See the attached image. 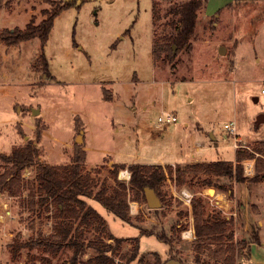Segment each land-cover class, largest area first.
<instances>
[{"label": "rangeland", "instance_id": "1", "mask_svg": "<svg viewBox=\"0 0 264 264\" xmlns=\"http://www.w3.org/2000/svg\"><path fill=\"white\" fill-rule=\"evenodd\" d=\"M173 2L85 0L64 9L55 18L45 46L50 74L39 68L38 38L13 45L0 41V172L4 171L1 154L36 140L39 118L40 163L69 164L76 144H86L84 172L94 176L95 191L104 181L115 183L111 173L114 162H179L172 164L175 168L194 158L234 161L236 149L254 148L264 141V122L256 124L258 115L264 113V0H208L206 8L198 12L191 45L173 62H156L155 31L166 20ZM154 4L162 16L159 22L154 19ZM50 8L52 4L45 0H3L0 30L24 28L30 21L39 23ZM221 46H225L222 53ZM104 87L112 92L111 100L104 97ZM38 108L40 111L33 113ZM163 112L176 114L178 120L159 122ZM77 117L85 132L78 129ZM230 122L236 123L237 140L225 128ZM79 134L82 139L76 141ZM122 171L131 176L128 169H122L117 178L128 183L130 178L121 177ZM35 173L36 165L30 166L23 171L19 190L0 193V264H66L73 256L71 247L57 254L29 247L12 252L17 238L25 241L40 234L48 236L56 222L52 199L42 206L36 195L33 208L28 206L26 183ZM244 174L248 178L256 174L255 159L244 161ZM189 180L179 186L168 175L161 187L164 201L157 209L134 200L131 194V223L85 197L108 225L104 233L88 228L86 239L107 236L108 231L117 237H138L146 261L154 263L152 253L157 252L165 264H196L191 203L194 197H202L208 213L220 212L232 219L228 233L233 236L229 239H250L254 227L259 230L261 243L252 248L250 264H264V178L238 182L200 174L189 176ZM141 227L164 230L172 236L173 244L156 234H143ZM217 243L206 239L207 248L214 249ZM124 246L130 245L125 242ZM202 254L203 260L215 264L206 256L207 249ZM241 254L236 263L247 261V249ZM94 255L88 249L82 258L86 261ZM131 264L144 262L136 259Z\"/></svg>", "mask_w": 264, "mask_h": 264}, {"label": "trees", "instance_id": "2", "mask_svg": "<svg viewBox=\"0 0 264 264\" xmlns=\"http://www.w3.org/2000/svg\"><path fill=\"white\" fill-rule=\"evenodd\" d=\"M2 1L0 0V7H2ZM45 1L51 3L52 8L44 11L46 15L44 19L39 23L30 21L24 28L18 26L13 29L3 28L0 30V41L6 45H13L38 38L41 45L37 54V62L40 69L50 74L45 46L54 26L55 18L64 9L85 0H67L58 4L53 0ZM207 3L208 0H174L172 6L165 13L166 20L161 22L159 25L161 28L155 31L153 54L156 62L160 60L173 62L182 49L191 45L192 38L196 34L198 12L205 8ZM156 5H153V14L155 22H159L162 16ZM104 97L109 100L113 98L112 92L105 87ZM39 119L37 123L38 126H41ZM76 121L80 122L78 129L81 130V119L77 117ZM38 126L36 127V140L30 139L24 146L16 147L10 153L1 154L4 171L0 172V193L4 191L15 193L16 189L19 190L23 171L36 165L34 179L26 183L30 196L27 201L28 206L33 208L34 200L32 198L36 195L40 197L42 206L47 203L49 198L52 199L57 208L54 216L56 222L52 233L48 236L43 237L40 234L38 237H30L25 241L17 238L12 244L13 254H17L22 247L39 248L51 254L59 253L64 247H71L73 256L70 263L66 264H131L136 259L139 262H144V264H165L157 252L152 253L155 255L154 263L146 261L145 254L140 253L138 237H117L108 231L107 236L102 235L86 239L88 228L96 227L104 233L108 229V225L101 212L89 204L85 197L97 200L109 212L131 223L133 219L130 212L131 194H133L134 200L147 202L146 189L150 188L155 191L161 201H164L161 187L168 175L179 186L189 183V176L194 178L200 174L231 177L238 182H245L247 179L259 182L264 178V141H261L254 148L236 149L234 161H198L187 163L184 166L176 165L175 168L172 164L163 166L157 163H113L111 173L115 183L109 185L104 181L100 189L95 191L96 180L94 176L89 172H84L87 154L82 145L76 144L75 154L69 164L40 163L41 149L37 143L41 136V129ZM253 159H255L256 174L248 178L244 174V161ZM122 169H128L131 173L128 183L119 181L117 178L118 172ZM204 183L209 186L214 185L212 180H205ZM221 188L224 191L227 189L233 191L229 187L221 186ZM191 205L196 235L194 258L196 264H210L209 261L202 259L204 257L202 252L205 249L208 251L206 256L213 259L215 264H240L236 261L242 255L241 251L247 249L246 255L249 259L251 244L261 243L259 230L255 227L250 239L242 238L236 241L229 239L230 236H233V234L228 233V225L232 219H227L220 212L208 213L202 197H194ZM141 232L143 234H156L160 239L173 244L172 236L164 230L152 228L148 230L141 227ZM111 239H113V243L108 242ZM206 239L217 241L216 248H207ZM226 240L232 241L227 242ZM125 242H128L130 246L125 247ZM88 249H92L95 255L84 261L82 257ZM171 256L182 260V257L176 254L171 253ZM45 260L44 258L43 261Z\"/></svg>", "mask_w": 264, "mask_h": 264}, {"label": "water", "instance_id": "3", "mask_svg": "<svg viewBox=\"0 0 264 264\" xmlns=\"http://www.w3.org/2000/svg\"><path fill=\"white\" fill-rule=\"evenodd\" d=\"M175 48V46H174ZM225 51V46H221L220 48V52H224ZM40 109H33V113L39 112ZM264 122V113H261L258 115L257 120H256V124L259 125L260 123ZM82 137L79 134L76 138V141L81 140ZM146 198H147V202L149 204V206L151 208H158L161 204V200L160 198L156 195L155 191L153 189H146Z\"/></svg>", "mask_w": 264, "mask_h": 264}, {"label": "built area", "instance_id": "4", "mask_svg": "<svg viewBox=\"0 0 264 264\" xmlns=\"http://www.w3.org/2000/svg\"><path fill=\"white\" fill-rule=\"evenodd\" d=\"M262 93H264V87L262 88ZM178 120V116L174 113L171 112H163L159 117H158V121L159 122H175ZM225 128L230 132V134L234 135L237 138V126L235 122H230V123H226L225 124ZM126 178H130V175L128 174V176H126ZM186 191H183V194L185 195ZM189 194V193H187ZM188 201L190 202V198L188 199Z\"/></svg>", "mask_w": 264, "mask_h": 264}, {"label": "crops", "instance_id": "5", "mask_svg": "<svg viewBox=\"0 0 264 264\" xmlns=\"http://www.w3.org/2000/svg\"><path fill=\"white\" fill-rule=\"evenodd\" d=\"M206 8V7H205ZM208 14V13H207ZM83 129V128H82ZM84 130V129H83ZM84 132H85V130H84ZM84 135H85V141H86V134L84 133ZM87 142V141H86ZM198 148V147H197ZM84 149L86 150V154L88 153V149H87V146H86V144L84 145ZM88 155V154H87ZM182 155H183V153H182ZM192 155V154H191ZM193 155H195V154H193ZM183 158H186V157H183ZM198 161H200V160H198L197 158H194V159H192V161H190L189 163H192V162H198ZM114 162V161H113ZM115 163V162H114ZM119 163H127V162H119ZM174 163H179V162H172V163H157V164H163V165H165V164H174ZM128 164H130V163H128ZM146 164H149V163H146ZM135 209H138V205H137V207L136 208H134L133 209V213H136V210ZM186 233H189V231H187ZM256 247V243H252L251 244V252H250V256H249V259H247V264H250V261H251V259H252V248L254 249ZM253 258H255V256H254V254H253ZM246 262H244V263H242V264H246Z\"/></svg>", "mask_w": 264, "mask_h": 264}, {"label": "bare ground", "instance_id": "6", "mask_svg": "<svg viewBox=\"0 0 264 264\" xmlns=\"http://www.w3.org/2000/svg\"><path fill=\"white\" fill-rule=\"evenodd\" d=\"M126 176H128L127 171H122V172H121V177H126ZM219 195H220V194H219ZM132 206H133V208H136V207H137V204L134 202Z\"/></svg>", "mask_w": 264, "mask_h": 264}]
</instances>
